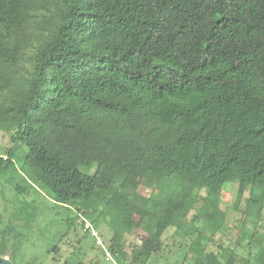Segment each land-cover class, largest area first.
Returning a JSON list of instances; mask_svg holds the SVG:
<instances>
[{
	"label": "trees",
	"instance_id": "1",
	"mask_svg": "<svg viewBox=\"0 0 264 264\" xmlns=\"http://www.w3.org/2000/svg\"><path fill=\"white\" fill-rule=\"evenodd\" d=\"M4 125L0 181L24 145L27 184L76 205L70 227L120 224L117 264H148L171 228L192 264H264L263 245L215 253L194 226L226 217L229 183L264 208V0H0Z\"/></svg>",
	"mask_w": 264,
	"mask_h": 264
},
{
	"label": "rangeland",
	"instance_id": "2",
	"mask_svg": "<svg viewBox=\"0 0 264 264\" xmlns=\"http://www.w3.org/2000/svg\"><path fill=\"white\" fill-rule=\"evenodd\" d=\"M11 137L7 127L1 126L0 156L11 147ZM26 152L27 148L22 145L16 159L20 174L11 170L3 174L0 181V257L13 264H64L78 260L86 264H107L101 249L90 235L83 232L78 219L74 226H69L68 221L77 217L76 205L62 207L46 191H36L27 184L23 171ZM88 172L92 175L94 170ZM238 186L234 182L224 187L220 207L226 217L219 218L213 230L204 218L194 225L205 237L206 247L215 253H218V247L231 250L243 247L238 253L245 256L252 247L264 246V208L259 214L250 207L249 199L255 193L251 188H247L241 198L238 197ZM193 215L191 212L186 221L190 227ZM140 222L138 218L136 227L124 232L122 245L126 256L131 255L134 247L141 245L146 237ZM119 225H101L99 231L108 244ZM194 233L192 239L198 236L195 230ZM162 240L164 250L151 258L148 264H192L191 256L184 260L190 238L171 228ZM239 258H236L237 262Z\"/></svg>",
	"mask_w": 264,
	"mask_h": 264
},
{
	"label": "built area",
	"instance_id": "3",
	"mask_svg": "<svg viewBox=\"0 0 264 264\" xmlns=\"http://www.w3.org/2000/svg\"><path fill=\"white\" fill-rule=\"evenodd\" d=\"M78 223L83 232L87 235H90L95 240L96 246L103 250L105 261L108 264H117L114 253L107 248V244L101 232L91 223V221H89L85 216L79 215Z\"/></svg>",
	"mask_w": 264,
	"mask_h": 264
},
{
	"label": "water",
	"instance_id": "4",
	"mask_svg": "<svg viewBox=\"0 0 264 264\" xmlns=\"http://www.w3.org/2000/svg\"><path fill=\"white\" fill-rule=\"evenodd\" d=\"M0 264H13L10 260L0 257Z\"/></svg>",
	"mask_w": 264,
	"mask_h": 264
}]
</instances>
